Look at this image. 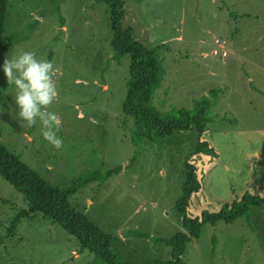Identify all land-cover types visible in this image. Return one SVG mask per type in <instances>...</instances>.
Returning a JSON list of instances; mask_svg holds the SVG:
<instances>
[{
	"label": "rangeland",
	"instance_id": "obj_1",
	"mask_svg": "<svg viewBox=\"0 0 264 264\" xmlns=\"http://www.w3.org/2000/svg\"><path fill=\"white\" fill-rule=\"evenodd\" d=\"M123 1L122 24L145 46L158 48L163 74L150 105L167 115L193 111L199 100L209 99L203 134L174 131L144 140L141 148L132 143L134 119L122 110L130 59L113 58L105 3L8 0L4 35L19 40L4 56L31 50L58 69L59 100L51 110L61 118L63 147L44 141L38 124L26 128L18 122L10 95L3 94L12 86L2 75L0 142L54 188H68L93 170L121 166L105 182L80 187L69 201L102 231L119 237L110 251L121 262L150 264L170 258V248L154 238L181 230L174 204L186 157L200 182L188 215L218 211L245 193L264 197V0ZM199 141L215 155L192 154ZM20 208H27L26 199L0 177V236ZM248 213L252 228L245 217L204 224L186 246L185 264H264V205L251 206ZM133 230L149 236L128 235ZM0 264L106 263L88 250L80 252L74 236L35 213L3 238Z\"/></svg>",
	"mask_w": 264,
	"mask_h": 264
},
{
	"label": "trees",
	"instance_id": "obj_2",
	"mask_svg": "<svg viewBox=\"0 0 264 264\" xmlns=\"http://www.w3.org/2000/svg\"><path fill=\"white\" fill-rule=\"evenodd\" d=\"M105 3L110 14L111 41L113 58L119 60L123 56H129V79L126 83V95L122 103L125 115L134 119L131 133V141L136 147H142L144 140H154L157 137L168 136L174 131H187L193 129L198 136L205 131V112L210 109L209 99L198 101L193 111L178 109L167 115H161L150 105L154 91L162 80V68L158 48L150 49L145 46L134 34L131 26L123 25L124 1L123 0H99ZM8 0H0V59L11 49L19 38L4 35V20ZM215 90L211 91L214 98ZM192 154L203 153L215 155L213 149L206 141H199ZM190 153V154H191ZM137 151L132 155L130 164L136 159ZM186 157L183 163L182 185L178 198L175 201V209L181 216V230L169 238L157 237L155 242L162 243L170 248V258L151 262L150 264H185L183 254L188 242L200 236L201 227L204 224L214 225L223 220L232 222L240 217H245L246 222L252 228L248 213L249 207L264 205V197L257 194L245 193L238 201L224 204L218 211H202L200 216L188 215V208L193 195L199 191L200 182L197 176L196 166ZM121 166L101 173L98 170L88 172L71 182L68 188H57L49 185L42 177L18 155L10 152L0 142V177L10 183L20 192L27 202V208H20L12 217L3 238L14 234L21 219L41 213L57 223L64 231L74 236L79 244V251L88 250L106 264H130L121 262L116 254L110 251L113 242L119 240L116 235H110L102 231L86 213L78 211L69 201L80 187L89 182L102 179L103 182L113 174L118 173ZM148 237V234L133 230L128 235ZM212 241L215 243V237Z\"/></svg>",
	"mask_w": 264,
	"mask_h": 264
},
{
	"label": "clouds",
	"instance_id": "obj_3",
	"mask_svg": "<svg viewBox=\"0 0 264 264\" xmlns=\"http://www.w3.org/2000/svg\"><path fill=\"white\" fill-rule=\"evenodd\" d=\"M58 69L51 60L38 57L35 51L19 49L14 54L0 59V75L12 86L10 95L18 122L32 128L37 124L40 134L54 149L63 147L58 135L61 127L60 116L51 110L59 100V89L54 80ZM4 109L0 107V112Z\"/></svg>",
	"mask_w": 264,
	"mask_h": 264
},
{
	"label": "crops",
	"instance_id": "obj_4",
	"mask_svg": "<svg viewBox=\"0 0 264 264\" xmlns=\"http://www.w3.org/2000/svg\"><path fill=\"white\" fill-rule=\"evenodd\" d=\"M214 51H217V50L214 49V50H213V53H214Z\"/></svg>",
	"mask_w": 264,
	"mask_h": 264
},
{
	"label": "built area",
	"instance_id": "obj_5",
	"mask_svg": "<svg viewBox=\"0 0 264 264\" xmlns=\"http://www.w3.org/2000/svg\"><path fill=\"white\" fill-rule=\"evenodd\" d=\"M216 52V51H215Z\"/></svg>",
	"mask_w": 264,
	"mask_h": 264
}]
</instances>
